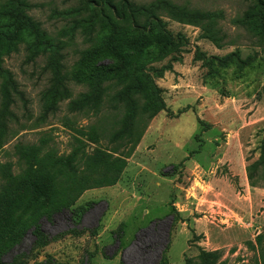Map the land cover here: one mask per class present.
<instances>
[{
    "label": "rangeland",
    "instance_id": "rangeland-1",
    "mask_svg": "<svg viewBox=\"0 0 264 264\" xmlns=\"http://www.w3.org/2000/svg\"><path fill=\"white\" fill-rule=\"evenodd\" d=\"M17 1L27 6L55 48L28 52L26 38L1 58L25 99L16 97L8 111L2 110L0 80V191L11 182L10 174L26 173L31 162L24 153L29 149L44 154L51 145L65 156L75 152L81 170L87 157L114 149L108 142L109 112L99 120L68 110L71 100L88 92L84 75L91 68L83 63L84 54L92 46L101 48L103 26L116 20L112 4L123 14L127 2L120 23L128 30L132 15L142 27L155 18L172 36L182 35L184 46L153 64L167 68L156 80L167 109L148 123L126 169L119 176L107 168L83 174L90 182L118 179L125 193L107 199L114 193L104 188V194L80 198L69 211L42 216L36 222L42 233L38 236L19 209L35 197L32 188L26 182L15 185L10 198L15 205L4 209L0 226L14 220L16 237L0 241V264H186L202 249L221 251L214 264H264V165L255 172L256 187L248 180L249 166L261 159L264 141V42L233 23L264 0ZM8 2L0 0V21ZM181 8L222 12L215 27L222 46L205 39L200 27L180 22ZM235 51L244 59L257 54L256 61L239 70L236 64L208 69L195 60L199 53L210 58ZM58 72L71 98L46 112L49 102L43 94ZM93 125L107 132L101 145L88 135ZM240 171L246 172V182ZM58 191L52 198L62 196ZM108 206L114 217L105 218L97 232Z\"/></svg>",
    "mask_w": 264,
    "mask_h": 264
},
{
    "label": "trees",
    "instance_id": "trees-1",
    "mask_svg": "<svg viewBox=\"0 0 264 264\" xmlns=\"http://www.w3.org/2000/svg\"><path fill=\"white\" fill-rule=\"evenodd\" d=\"M107 6L111 5L108 3ZM126 6L127 2L123 5L121 11L123 14H120L121 9L115 8L112 4L116 20H110L103 26L104 35L99 40L101 48L92 46V50L89 49L84 54L83 63L91 68L89 74L84 75L88 92L71 100L68 105L71 114L88 115L99 120L105 112H109L113 122L108 142L111 145L109 148L114 149L111 153L99 151L96 155L87 157L84 160L86 166L84 170H81L79 165L82 162L77 160L75 152L65 156L51 145L44 154L29 149L24 153V158L31 162L26 173L17 176L10 174L8 180L11 182L8 186H3L0 191V220L6 217L4 209L13 208L15 205L10 199L14 186L26 182L32 188L35 197L30 199L29 205L25 204L19 209L26 223H31V227L36 228L35 234L41 235L36 222L42 216H49L58 211H69L88 190L116 185L118 179L110 183L90 182L83 178V174L107 168L119 176L126 169L128 160L140 144L148 123L159 113L166 111L162 90L156 80L163 77L167 68H157L153 64L162 61L169 51L183 47L184 37L180 34L172 36L155 18L142 27L133 15L134 22L128 30L120 23L126 15ZM3 9L7 12L0 21V80L2 110L8 111L11 105L15 104L16 97L21 100L25 98L13 74L1 66L2 56L9 55V51L17 48L26 38L28 52L42 47L53 52L55 46L28 14L26 5L20 4L17 0H9ZM179 10L180 22L200 27L205 39L218 47L222 46L215 29L219 21L224 18L222 12H204L187 8ZM233 23L247 30L258 43L264 42V1L250 6L243 15L234 19ZM139 29L144 31V35L139 34ZM256 55L244 59L238 51H235L223 57L209 58L206 54L199 53L195 60L202 61L203 66L208 69H213L215 66L227 68L236 64L238 69L242 70L256 61ZM50 58L54 57L50 56ZM51 65L53 67L52 62ZM106 82L110 84L104 86ZM69 91L65 78L58 72L50 88L43 94L44 99L49 102L46 104V112L55 111L58 101L70 99ZM89 130L90 139L101 145V138L107 133L105 129L93 125ZM49 141L46 139L44 142L47 145ZM260 149L261 159L248 169V180L252 187L257 186L255 172L264 165V141ZM58 190L61 191L62 196L52 198L54 193L59 194ZM71 213L74 215V210ZM16 225L14 220H10L6 226H0V241L6 240L10 243L16 237ZM121 237L120 235L119 239H122ZM221 256L220 250L202 249L196 258L187 259L186 264H214ZM45 264L57 263L52 260Z\"/></svg>",
    "mask_w": 264,
    "mask_h": 264
},
{
    "label": "crops",
    "instance_id": "crops-1",
    "mask_svg": "<svg viewBox=\"0 0 264 264\" xmlns=\"http://www.w3.org/2000/svg\"><path fill=\"white\" fill-rule=\"evenodd\" d=\"M240 173V177H241V179L243 180V182L245 181L246 182V172L245 171H240L239 172ZM105 188H109L110 189V191H111V193H114V195L111 197L110 196V194L108 195H106L107 196V199H112L116 194H118V193H123L124 191H125V189H123L124 187L120 184V183H117L116 185H114V186H112V187H105ZM100 190H98V189H92V190H88V191H86L82 196H81V200L82 199H84V198H86V196H88V195H92V194H100V193H105L106 192V190H102V189H104V188H99ZM125 193V192H124ZM104 200V199H103ZM102 200V201H103ZM105 206H106V204H105ZM111 209H110V206H108V209H106V210H104L102 213H101V218H99V220H98V225L96 226V231L97 232H99V231H101V230H103V228H104V220H105V218H107V217H110V216H113L114 217V214H113V212L111 213Z\"/></svg>",
    "mask_w": 264,
    "mask_h": 264
}]
</instances>
